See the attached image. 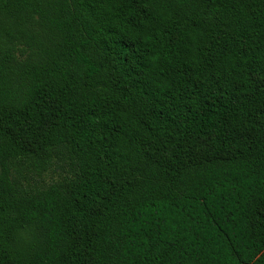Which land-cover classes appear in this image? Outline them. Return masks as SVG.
<instances>
[{"label": "trees", "instance_id": "trees-1", "mask_svg": "<svg viewBox=\"0 0 264 264\" xmlns=\"http://www.w3.org/2000/svg\"><path fill=\"white\" fill-rule=\"evenodd\" d=\"M0 264H264V0H0Z\"/></svg>", "mask_w": 264, "mask_h": 264}]
</instances>
